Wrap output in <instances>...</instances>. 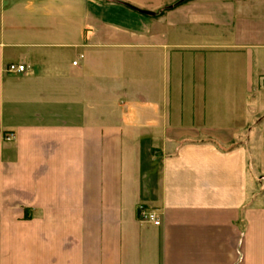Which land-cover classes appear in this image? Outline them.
<instances>
[{
	"label": "crops",
	"instance_id": "crops-1",
	"mask_svg": "<svg viewBox=\"0 0 264 264\" xmlns=\"http://www.w3.org/2000/svg\"><path fill=\"white\" fill-rule=\"evenodd\" d=\"M178 1L0 0V264H264V0Z\"/></svg>",
	"mask_w": 264,
	"mask_h": 264
},
{
	"label": "built area",
	"instance_id": "built-area-1",
	"mask_svg": "<svg viewBox=\"0 0 264 264\" xmlns=\"http://www.w3.org/2000/svg\"><path fill=\"white\" fill-rule=\"evenodd\" d=\"M5 71L7 73H19L24 71L22 65L10 64L6 67ZM6 141L11 139L10 136L4 138ZM137 219L142 223H149L154 227H158L161 224L160 217L157 215L156 211L147 210L142 206L137 208Z\"/></svg>",
	"mask_w": 264,
	"mask_h": 264
},
{
	"label": "trees",
	"instance_id": "trees-1",
	"mask_svg": "<svg viewBox=\"0 0 264 264\" xmlns=\"http://www.w3.org/2000/svg\"><path fill=\"white\" fill-rule=\"evenodd\" d=\"M187 1H189V0H181V1H178L176 4H174L173 6H177V5H180V4H182V3H184V2H187ZM172 6V7H173Z\"/></svg>",
	"mask_w": 264,
	"mask_h": 264
},
{
	"label": "water",
	"instance_id": "water-1",
	"mask_svg": "<svg viewBox=\"0 0 264 264\" xmlns=\"http://www.w3.org/2000/svg\"><path fill=\"white\" fill-rule=\"evenodd\" d=\"M140 13L144 14V15H153L152 13L150 12H146V11H139Z\"/></svg>",
	"mask_w": 264,
	"mask_h": 264
},
{
	"label": "rangeland",
	"instance_id": "rangeland-1",
	"mask_svg": "<svg viewBox=\"0 0 264 264\" xmlns=\"http://www.w3.org/2000/svg\"><path fill=\"white\" fill-rule=\"evenodd\" d=\"M259 116V118H260V116H262V115H258ZM264 116V115H263Z\"/></svg>",
	"mask_w": 264,
	"mask_h": 264
}]
</instances>
